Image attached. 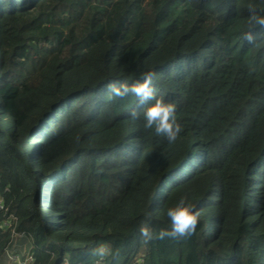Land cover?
<instances>
[{"label":"trees","instance_id":"trees-1","mask_svg":"<svg viewBox=\"0 0 264 264\" xmlns=\"http://www.w3.org/2000/svg\"><path fill=\"white\" fill-rule=\"evenodd\" d=\"M264 0H0V260L16 236L34 264H264ZM155 73L176 105L169 143L109 83ZM149 101L148 103H153ZM139 113L133 120L131 112ZM187 197L193 235L170 229ZM15 216L12 229L3 221Z\"/></svg>","mask_w":264,"mask_h":264},{"label":"clouds","instance_id":"clouds-1","mask_svg":"<svg viewBox=\"0 0 264 264\" xmlns=\"http://www.w3.org/2000/svg\"><path fill=\"white\" fill-rule=\"evenodd\" d=\"M248 24L252 26L249 31L244 34V39L249 44H255L257 35L255 27H264V8L257 10L256 6L249 4ZM155 73L148 72L143 75V81L127 84V83H109L108 93L110 98L124 99L129 95L135 96L141 105L148 104L144 109L143 119L144 128L154 130L157 136L165 137L169 143H175L183 131L182 125L177 120L176 105L174 103L165 102L163 98H156L153 88ZM154 101L153 103H148ZM133 120L139 118V113L135 110L131 112ZM166 215L170 222V229H163L159 233H154L149 223L151 215L148 214L144 223L140 227V235L147 243L154 239L179 240L190 237L197 229L200 222L201 213L195 210L194 205L188 202L187 197H181L175 206L167 209ZM94 256L98 257L97 264L100 260L112 254L111 248L107 245H100L93 250Z\"/></svg>","mask_w":264,"mask_h":264},{"label":"built area","instance_id":"built-area-1","mask_svg":"<svg viewBox=\"0 0 264 264\" xmlns=\"http://www.w3.org/2000/svg\"><path fill=\"white\" fill-rule=\"evenodd\" d=\"M8 208L6 206V203L4 201V199L0 196V212H7ZM17 220V218L15 216H10L8 218V220L3 221V226L7 229H12L14 222ZM13 234H15L16 238H21V235L16 233L15 230L13 229ZM10 251L8 250L6 252V255H8V258L10 260V262L12 264H34L35 262V258L33 256V254L31 253V249L29 250V254L28 256H26L25 258L21 257L19 258L18 256H16L15 254H17L15 251H11L14 253V255H10Z\"/></svg>","mask_w":264,"mask_h":264},{"label":"rangeland","instance_id":"rangeland-1","mask_svg":"<svg viewBox=\"0 0 264 264\" xmlns=\"http://www.w3.org/2000/svg\"><path fill=\"white\" fill-rule=\"evenodd\" d=\"M18 239L19 238H16V242L18 241ZM24 241L21 239L20 241H19V243H23ZM31 249V246L29 245V243H24L23 245H22V248H18V246H17V248H15V249H13V250H11V251H15L17 254H15L16 256H18L19 258H21V257H23V258H25L26 256H28V254H29V250ZM10 251V255L12 256V255H14V253L13 252H11ZM10 258V257H9ZM9 258H8V255H4L2 258H1V260H0V264H12L11 262H10V260H9Z\"/></svg>","mask_w":264,"mask_h":264},{"label":"crops","instance_id":"crops-1","mask_svg":"<svg viewBox=\"0 0 264 264\" xmlns=\"http://www.w3.org/2000/svg\"><path fill=\"white\" fill-rule=\"evenodd\" d=\"M19 241L20 240H18L17 242H15V245H14V248L13 249H15V248H17V246H18V248H22V243H19Z\"/></svg>","mask_w":264,"mask_h":264}]
</instances>
